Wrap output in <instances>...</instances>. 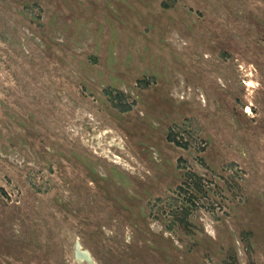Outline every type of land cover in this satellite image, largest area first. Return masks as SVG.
Returning <instances> with one entry per match:
<instances>
[{
    "label": "rangeland",
    "instance_id": "374dc122",
    "mask_svg": "<svg viewBox=\"0 0 264 264\" xmlns=\"http://www.w3.org/2000/svg\"><path fill=\"white\" fill-rule=\"evenodd\" d=\"M0 264H264V0H0Z\"/></svg>",
    "mask_w": 264,
    "mask_h": 264
},
{
    "label": "water",
    "instance_id": "95a60500",
    "mask_svg": "<svg viewBox=\"0 0 264 264\" xmlns=\"http://www.w3.org/2000/svg\"><path fill=\"white\" fill-rule=\"evenodd\" d=\"M75 255L78 260H87L90 263H93L94 260H91V253L89 250L82 249L81 243L76 241L75 244Z\"/></svg>",
    "mask_w": 264,
    "mask_h": 264
},
{
    "label": "bare ground",
    "instance_id": "6f19581e",
    "mask_svg": "<svg viewBox=\"0 0 264 264\" xmlns=\"http://www.w3.org/2000/svg\"><path fill=\"white\" fill-rule=\"evenodd\" d=\"M247 110H250V108L248 107V108H247ZM82 249L84 250V248H82ZM86 250H87V249H86ZM90 258L92 259V255H91V257H90Z\"/></svg>",
    "mask_w": 264,
    "mask_h": 264
},
{
    "label": "trees",
    "instance_id": "16d2710c",
    "mask_svg": "<svg viewBox=\"0 0 264 264\" xmlns=\"http://www.w3.org/2000/svg\"><path fill=\"white\" fill-rule=\"evenodd\" d=\"M126 110L128 109V107L127 108H125Z\"/></svg>",
    "mask_w": 264,
    "mask_h": 264
}]
</instances>
